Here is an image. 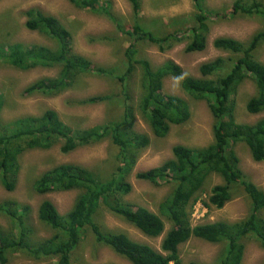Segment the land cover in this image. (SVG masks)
<instances>
[{
    "label": "trees",
    "instance_id": "obj_1",
    "mask_svg": "<svg viewBox=\"0 0 264 264\" xmlns=\"http://www.w3.org/2000/svg\"><path fill=\"white\" fill-rule=\"evenodd\" d=\"M69 1L76 8L106 16L113 21L118 32H124L117 18L99 0ZM128 1L133 13V31L127 33L131 43L123 52L125 69L121 76L76 54L69 30L55 17L35 9L25 13V28L42 34L51 45L16 43L1 47L0 57L13 68L58 69L56 77L37 80L27 87V94L56 96L74 87L85 76L102 74L119 83V100L123 106L121 119L86 129H72L50 109L37 116H23L7 122L0 118V184L9 192L15 189L20 169L19 156L25 151L49 149L58 140L63 142V153L105 139L119 148V164L108 178H101L78 164L67 163L45 171L34 180L33 191L38 195L79 191L71 209L63 215L50 201L40 203L37 219L53 232L48 238L32 240L26 205L14 200L2 201L0 215L8 218L13 226L8 231L0 227V264H6L8 256L13 253H23L34 260H50L52 264H75L72 252L86 230L91 232L97 244L108 247L131 264H183L179 247L191 238L224 245L215 264H241L248 237L254 238L264 248V191L241 171L238 156L232 148L236 143H244L254 162L264 159V118L254 123L235 120L237 88L248 77L253 82L254 94L246 101L245 110L251 115L264 113V65L255 59L257 49L264 43V5L257 0H236L230 12L231 15L259 17L261 29L246 42L223 37L214 39L212 47L229 53L230 57H217L203 63L198 69L201 78L185 77L181 82V88L188 97L208 103L214 119L213 141L202 148L175 145L170 159L135 173L136 179L153 185H173L158 206L159 214L170 223V229L161 241V251L133 241L125 233L105 230L96 222L95 217L102 206L150 238L162 235L164 222L158 215L122 199L131 190L126 178L136 157L149 144L147 136L134 130L135 110L156 138H164L170 126L184 124L190 117V110L184 99L167 94L162 88L166 77L181 75L179 66L169 61L153 67L148 60L137 57V43L150 42L162 50L166 45L186 38L185 52H201L207 47V19L225 17L221 10L205 9L202 0H193L196 24L186 31L177 28L174 33L158 36L139 26L140 0ZM136 67L141 72V94L134 107L130 103L128 81ZM111 99L110 95L94 96L79 101V104L110 102ZM3 104L0 93V112ZM211 174L218 175L222 181L211 187L203 205L220 209L232 200L235 190H241L251 204V212L245 218L236 222L191 225V207Z\"/></svg>",
    "mask_w": 264,
    "mask_h": 264
},
{
    "label": "rangeland",
    "instance_id": "obj_2",
    "mask_svg": "<svg viewBox=\"0 0 264 264\" xmlns=\"http://www.w3.org/2000/svg\"><path fill=\"white\" fill-rule=\"evenodd\" d=\"M236 0H202L203 7L221 10L224 18L207 19V47L201 52H185L186 38L181 42L166 45L164 49L150 42L137 43V57L144 58L153 67L166 62H173L181 70L178 77H166L163 80L165 93L181 97L189 104L190 117L182 125L170 126L164 138H156L148 124L135 110L134 130L149 139L137 155L134 167L126 181L131 190L122 199L129 204L141 206L158 215L164 222L162 235L150 238L137 228L115 216L104 207H100L95 220L105 230L125 233L131 240L147 244L156 251L160 250L162 238L170 229V223L158 212L161 201L171 192L172 184L153 185L135 178L138 171L148 170L161 165L172 157V147L182 145L189 148H202L213 141L214 119L205 100H193L181 88L185 77L201 78L199 66L217 57H230L229 53L216 50L212 41L216 38H232L246 42L262 27L257 16L231 15V7ZM264 5V0H257ZM106 4L116 21L122 25L124 32H118L112 20L89 9L76 8L69 0H0V51L1 47L11 44L51 45L42 34L25 28L26 12L35 9L43 14L55 17L71 33L72 49L99 67L114 70L121 76L124 71V50L131 43L127 33L133 31V13L128 0H99ZM196 9L193 0H140L139 26L155 35L187 30L196 24ZM1 54V52H0ZM255 59L264 65V43L255 53ZM57 68H33L20 70L6 64L0 57V93L4 104L0 118L7 122L23 116H37L45 110H53L60 120L72 129H86L117 121L122 117L123 102L119 100L121 87L116 80L107 75L97 74L83 77L74 87L56 96L27 94L25 89L37 80L54 78ZM141 72L138 67L129 78V95L132 106H137L140 90ZM254 94L252 80L246 78L237 88L235 95V120L238 123H254L264 118V113L251 115L245 110L246 101ZM110 95L112 101L95 104H79V101L94 97ZM61 140L49 149H33L19 156V173L13 191H6L0 184V203L14 200L26 205L28 224L32 228V240L37 241L50 237L53 232L37 219V209L43 200L50 201L63 215L68 212L79 191H54L38 195L33 191L34 180L45 171L60 165L78 164L97 174L108 178L119 164V148L108 139L99 143L81 146L68 153L61 151ZM239 159V168L257 187L264 191V159L254 162L248 147L244 143L232 146ZM218 175H209L199 192L197 201L191 207L190 221L192 226L214 223L217 221L236 222L251 212L250 200L241 190H235L231 201L222 208H207L203 201L207 199L211 187L221 183ZM264 217V214H263ZM11 221L0 215V227L4 231L12 228ZM244 255L241 264H264V248L256 240L248 237L245 240ZM224 245L212 244L191 238L179 247V256L183 264H215ZM75 264H131L115 254L106 246L97 244L89 230L84 231L82 240L72 252ZM50 260H34L23 253L8 256L6 264H52Z\"/></svg>",
    "mask_w": 264,
    "mask_h": 264
}]
</instances>
